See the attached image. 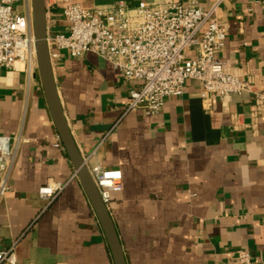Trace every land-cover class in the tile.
<instances>
[{"label":"crops","instance_id":"0c3cea01","mask_svg":"<svg viewBox=\"0 0 264 264\" xmlns=\"http://www.w3.org/2000/svg\"><path fill=\"white\" fill-rule=\"evenodd\" d=\"M94 9L119 0H71ZM136 6L154 0H123ZM196 2L210 8L213 0ZM65 2L47 4L48 37L67 32ZM229 0L221 57L242 80L264 81V9ZM22 6H17L21 10ZM192 55V52H187ZM61 104L88 167L123 173L108 209L126 264H241L248 250L264 264V110L249 93L206 99L196 80L168 97L162 112L123 115L137 87L106 59L66 52L53 62ZM22 136L0 201V250L15 244L18 264H115L107 235L54 125L38 73L0 67V135ZM68 182L49 205L39 188Z\"/></svg>","mask_w":264,"mask_h":264},{"label":"built area","instance_id":"2783aa9c","mask_svg":"<svg viewBox=\"0 0 264 264\" xmlns=\"http://www.w3.org/2000/svg\"><path fill=\"white\" fill-rule=\"evenodd\" d=\"M22 1L21 10L17 3ZM229 0H213L210 8L195 1L154 0L133 6L119 0L112 7L89 9L71 0L65 2L63 16L68 31L48 37L52 63L62 52L73 58L92 52L108 60L121 75L137 87L129 92L123 115L141 109L156 116L168 97L185 93L186 82L196 80L206 99L215 95L249 93L264 110V81L252 83L232 73L221 53L228 37L227 23L219 20L217 10ZM264 9V0H253ZM191 51L192 55L187 52ZM22 63L28 83L38 71L37 46L32 0H0V67L14 69ZM22 136L0 135V201L10 190V179ZM103 202L108 206L112 193L123 189L119 169L96 164L89 168ZM68 182L50 180L39 188V196L51 204ZM241 264H260L248 250H240ZM0 264H18L15 244L0 250Z\"/></svg>","mask_w":264,"mask_h":264},{"label":"water","instance_id":"95a60500","mask_svg":"<svg viewBox=\"0 0 264 264\" xmlns=\"http://www.w3.org/2000/svg\"><path fill=\"white\" fill-rule=\"evenodd\" d=\"M32 4L37 46L38 75L54 125L76 170V174L103 225L115 259V264H126L110 211L103 202L87 162L74 140L61 104L48 45L46 0H32Z\"/></svg>","mask_w":264,"mask_h":264},{"label":"rangeland","instance_id":"374dc122","mask_svg":"<svg viewBox=\"0 0 264 264\" xmlns=\"http://www.w3.org/2000/svg\"><path fill=\"white\" fill-rule=\"evenodd\" d=\"M21 4H22V1H20L19 3H17L15 7L20 6ZM36 73H38V71Z\"/></svg>","mask_w":264,"mask_h":264}]
</instances>
